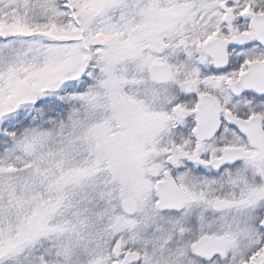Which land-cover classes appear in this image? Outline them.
Here are the masks:
<instances>
[{
  "label": "snow or ice",
  "instance_id": "1",
  "mask_svg": "<svg viewBox=\"0 0 264 264\" xmlns=\"http://www.w3.org/2000/svg\"><path fill=\"white\" fill-rule=\"evenodd\" d=\"M0 264H264V0H0Z\"/></svg>",
  "mask_w": 264,
  "mask_h": 264
}]
</instances>
